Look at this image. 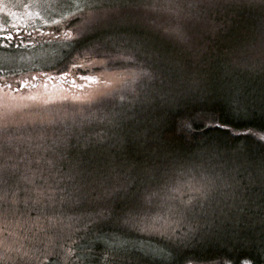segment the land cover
I'll return each mask as SVG.
<instances>
[{
  "label": "trees",
  "instance_id": "16d2710c",
  "mask_svg": "<svg viewBox=\"0 0 264 264\" xmlns=\"http://www.w3.org/2000/svg\"><path fill=\"white\" fill-rule=\"evenodd\" d=\"M210 4L185 34L171 27L179 43L153 32L147 11L170 0H118L103 34L73 40L63 63L86 48L135 81L70 122L56 147H23L7 175L11 195L54 199L84 246L79 264H264V0ZM189 179L215 184L206 213L173 236L143 234L159 196Z\"/></svg>",
  "mask_w": 264,
  "mask_h": 264
},
{
  "label": "rangeland",
  "instance_id": "374dc122",
  "mask_svg": "<svg viewBox=\"0 0 264 264\" xmlns=\"http://www.w3.org/2000/svg\"><path fill=\"white\" fill-rule=\"evenodd\" d=\"M117 2L0 0V33L6 30L4 24L10 25L7 30L10 32L35 31L31 36L14 39L12 44H0V264H45L59 257L61 262L51 263L79 264L77 260L83 258L84 246L74 236L75 225L65 222L58 210H54V199L27 195L19 199L11 195L12 180L7 171L13 170V161L22 157L23 147L29 143L38 146L45 139L52 140L51 147H56L54 143L62 129L72 128L70 122L89 118L92 107H99V112L109 99L119 101L123 83L135 81L131 70H119L115 61L96 56L86 48L73 52L63 63L73 50V40L84 39L94 31L103 34L100 32L108 27L107 7ZM170 2L171 6L151 7L147 11L156 18L152 20L153 32L179 43L181 35L171 27L176 26L185 34L186 19H195L196 12L201 17V10L214 0ZM90 16L106 20L87 31L82 22H74L86 21ZM167 23L171 24L164 26ZM214 186L212 182L191 179L174 182L167 193L159 196L161 211L151 214L153 217L148 218L141 231L147 235L173 236L170 233L176 234L186 227L185 221L195 218L196 213H206L204 205L216 200ZM21 201L37 212L21 210ZM44 201L48 202L47 210H38L37 206H43ZM118 239L111 241L117 245L122 238L120 242ZM149 249L158 253L154 247ZM105 259L103 264L107 262Z\"/></svg>",
  "mask_w": 264,
  "mask_h": 264
},
{
  "label": "snow or ice",
  "instance_id": "6c2138e0",
  "mask_svg": "<svg viewBox=\"0 0 264 264\" xmlns=\"http://www.w3.org/2000/svg\"><path fill=\"white\" fill-rule=\"evenodd\" d=\"M105 20H106L105 17L90 16L86 21H81L78 19L77 21H74V22L75 23L82 22L84 24V31H87L91 28V26L105 22ZM4 39L11 40V39H13V36L11 34H9V35L5 36ZM185 126L190 127V125H187V124ZM260 139L264 140V136L260 137ZM245 264H247V262H245Z\"/></svg>",
  "mask_w": 264,
  "mask_h": 264
},
{
  "label": "flooded vegetation",
  "instance_id": "af4514ba",
  "mask_svg": "<svg viewBox=\"0 0 264 264\" xmlns=\"http://www.w3.org/2000/svg\"><path fill=\"white\" fill-rule=\"evenodd\" d=\"M3 19H6V18H3ZM9 26L10 25H8V26H6L5 24H4V27H6L5 29V31L4 32H2V33H0V44L1 45H4V44H6V43H11L12 44V42H13V40L14 39H22V38H24V37H26V36H30V34L29 33H22L20 30H15L14 32H10V31H7V30H9ZM9 34H11L12 36H13V39H11V40H6V39H4V37L5 36H7V35H9Z\"/></svg>",
  "mask_w": 264,
  "mask_h": 264
}]
</instances>
